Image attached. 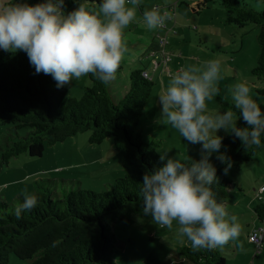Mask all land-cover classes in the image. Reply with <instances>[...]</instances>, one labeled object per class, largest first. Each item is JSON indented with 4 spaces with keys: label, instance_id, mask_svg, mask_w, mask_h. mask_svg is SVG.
Wrapping results in <instances>:
<instances>
[{
    "label": "trees",
    "instance_id": "obj_1",
    "mask_svg": "<svg viewBox=\"0 0 264 264\" xmlns=\"http://www.w3.org/2000/svg\"><path fill=\"white\" fill-rule=\"evenodd\" d=\"M88 1L98 6L100 3V0ZM39 2L28 0L32 5ZM207 4L204 1L197 7L201 9ZM75 5L73 0H66L65 11L74 10ZM220 6L225 12L226 24L239 28L251 24L258 28V55L251 75L259 85L254 92L264 98V8L257 12L245 1L237 0H220ZM152 47L151 52L158 50L157 43ZM122 70L120 65L116 77ZM34 71L23 51L0 52V125L28 130L24 137L1 150L0 169L20 155L40 158L46 146L89 133L90 145L112 140L113 150L122 153L121 167L128 173L102 193L82 190L78 182H73L79 186L74 190L62 181L58 195L50 187L33 182L31 194L37 196L38 205L22 213L19 220L13 211L16 204L0 203V264H8L11 255L30 264H116L114 257L120 244L113 225L142 212L137 185L143 182L146 169L162 166L158 154L161 141L143 138L139 129L153 81L144 78L147 72L144 67L131 70L126 92L116 98L112 90L116 78L105 85L89 74V87L77 100L67 96V86L57 88L50 75L34 74ZM215 99L224 110L232 107L230 100ZM260 106L264 109V99ZM237 125L246 126L242 118L237 120ZM222 144L221 151H226L232 161L230 170H239L253 162L264 150V147L245 149L239 139L228 133ZM212 162L218 177L213 191L226 205L233 184L224 173L226 165L217 161L215 155ZM23 198L20 196L17 203ZM254 213L262 223L264 204H258ZM177 255L179 260L175 264H226L225 255L218 248L193 249L189 241Z\"/></svg>",
    "mask_w": 264,
    "mask_h": 264
},
{
    "label": "clouds",
    "instance_id": "obj_2",
    "mask_svg": "<svg viewBox=\"0 0 264 264\" xmlns=\"http://www.w3.org/2000/svg\"><path fill=\"white\" fill-rule=\"evenodd\" d=\"M66 0H28L0 3V50L23 51L34 74L50 75L57 88L91 74L107 85L116 78L127 51L124 30L136 20L141 0H100L90 8L87 0H73L72 11H65ZM142 24L147 30L163 26L168 19L153 8L145 10ZM221 62L212 59L202 65H187L171 74L159 95L160 111L155 124L171 125L189 144L200 145V158L182 161L168 152L160 155L162 166L146 169L138 192L142 212L160 228L187 238L193 249L214 250L235 241L241 233L238 217L230 214L218 200L213 186L218 184L212 157L226 165L232 161L221 151L223 129L241 141L245 149L264 147V109L253 98L246 81L230 89L232 107L211 112L207 102L219 95ZM242 118L245 127H239ZM14 206L16 219L38 205L35 194L24 193Z\"/></svg>",
    "mask_w": 264,
    "mask_h": 264
},
{
    "label": "rangeland",
    "instance_id": "obj_3",
    "mask_svg": "<svg viewBox=\"0 0 264 264\" xmlns=\"http://www.w3.org/2000/svg\"><path fill=\"white\" fill-rule=\"evenodd\" d=\"M204 1L208 2L206 7L198 8V3ZM237 1H245L249 8L257 12L264 8L262 0ZM87 5L99 8L96 2L90 3L88 0ZM139 7L136 8V20L124 30L127 51L120 62L123 70L115 79L114 95L117 98L124 95L131 70L145 67L154 85L145 115L139 123L143 138L161 141L159 156L168 152L169 156H176L182 161L189 157L198 160L199 144H189L171 125L154 123L160 111L159 95L167 87L171 74L181 67L199 66L217 59L221 62L222 79L218 82L219 95L216 97L232 101V86L246 81L253 98L260 104L264 98L254 92L259 85L251 75L258 55V28L251 24L242 28L226 24L220 0H141ZM153 8L167 14L168 19L164 23L167 29L149 31L142 24L144 11ZM169 20H172L171 25ZM160 33L167 40L165 50L170 60L154 70L148 48L157 41L156 36ZM86 87H89L88 75L72 81L67 86V96L79 100ZM207 108L211 112L224 110L215 98L207 102ZM27 133L26 129L16 130L11 125H0V160L1 150ZM217 134L224 137L225 132L221 129ZM89 135L79 134L63 143L46 146L40 158L20 155L12 159L8 166L0 169V203L10 206L17 204L14 197H24V193H30L33 182L50 187L58 195L61 194L62 181L66 182L67 187L73 186L74 190L79 186L73 182H78L82 190L97 193L108 191L117 179L128 173L121 167L122 153L113 150L111 139L101 145H90ZM26 175L28 177L22 181ZM226 177L234 187L230 189L225 207L230 214L238 217L241 233L237 240L218 249L225 255L226 264H264V244L258 248L248 239L251 231L264 228L254 213L258 204H264V150L241 169L229 170ZM53 198L57 196L54 194ZM176 228L175 222L171 230L160 228L143 212L115 223L112 230L120 244L114 257L116 264H175L174 261L179 260V249L187 243L186 237L176 235ZM8 264L30 263L11 255Z\"/></svg>",
    "mask_w": 264,
    "mask_h": 264
},
{
    "label": "built area",
    "instance_id": "obj_4",
    "mask_svg": "<svg viewBox=\"0 0 264 264\" xmlns=\"http://www.w3.org/2000/svg\"><path fill=\"white\" fill-rule=\"evenodd\" d=\"M159 29H167V28L163 25L159 27ZM156 39H157L156 43L158 45V50L150 52V55L152 57L153 64L155 67L154 70H157L161 63L166 64L170 60L169 55L165 50V47L167 45L166 38H163L162 36L157 35ZM143 76L145 79L151 80V78L149 77L147 73H144ZM261 191H263V189H261ZM261 224L264 225V221ZM248 239L250 243L257 246L258 248H261V246L264 244V228L251 231L248 234Z\"/></svg>",
    "mask_w": 264,
    "mask_h": 264
},
{
    "label": "crops",
    "instance_id": "obj_5",
    "mask_svg": "<svg viewBox=\"0 0 264 264\" xmlns=\"http://www.w3.org/2000/svg\"><path fill=\"white\" fill-rule=\"evenodd\" d=\"M5 2H9V0H0V3H5ZM199 4V3H198ZM169 23H170V25H171V23H172V20H169L168 21ZM157 35V34H156ZM163 34L162 33H160V35L159 36H162ZM153 43H156V42H153ZM153 43H151V45L149 46V48H148V52H151L150 51V49H151V47L153 46ZM153 48V47H152ZM151 56V55H150ZM167 64V63H166ZM145 68V67H144ZM146 69V68H145ZM147 70V69H146ZM148 75H149V77L152 79V76H151V74L149 73V71L147 70V72H146ZM116 88V83H115V81H114V85H113V87H112V90L113 89H115ZM127 88L128 87H126V89L125 90H127ZM126 92V91H125ZM124 92V93H125ZM113 94H114V92H113ZM115 96V95H114ZM116 97V96H115ZM117 98V97H116ZM118 98H120V97H118ZM28 176L26 175L23 179H22V181L23 180H25L26 178H27ZM3 185H5V184H3ZM233 187H234V185H233ZM236 188H237V186H235ZM232 188V187H231ZM29 194H31V192L29 193ZM20 196H22V195H17V196H15L14 197V200H17ZM4 198H5V196H4Z\"/></svg>",
    "mask_w": 264,
    "mask_h": 264
}]
</instances>
